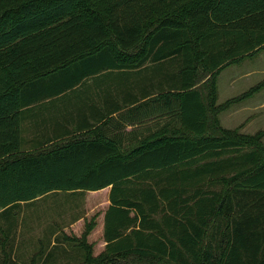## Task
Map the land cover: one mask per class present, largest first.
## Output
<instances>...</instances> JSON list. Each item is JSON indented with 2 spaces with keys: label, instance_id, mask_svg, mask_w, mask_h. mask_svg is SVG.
I'll return each mask as SVG.
<instances>
[{
  "label": "trees",
  "instance_id": "trees-1",
  "mask_svg": "<svg viewBox=\"0 0 264 264\" xmlns=\"http://www.w3.org/2000/svg\"><path fill=\"white\" fill-rule=\"evenodd\" d=\"M261 48L264 0H0L1 216L51 192L109 187L103 250L88 238L96 212L61 231L82 264H264V130L218 120L264 78L219 104L215 87L222 67ZM148 64L159 88L143 103L173 124L123 144L96 126L107 115L89 123L75 109L77 130L19 149L23 107L90 77L121 88ZM7 245L0 237V264H15Z\"/></svg>",
  "mask_w": 264,
  "mask_h": 264
},
{
  "label": "crops",
  "instance_id": "crops-1",
  "mask_svg": "<svg viewBox=\"0 0 264 264\" xmlns=\"http://www.w3.org/2000/svg\"><path fill=\"white\" fill-rule=\"evenodd\" d=\"M247 57L251 59L257 58L255 59L256 61L261 60L258 66L252 67L247 72L264 74V48L257 50ZM174 71L175 69L171 70L172 73ZM124 74L126 81L121 88L106 81L98 84L94 78L90 77L86 85L72 87L57 95L46 97L39 102L23 107L20 115L21 132L19 134V149L28 151L39 148L44 141L49 139L59 140L65 138L67 135H63L62 137L59 136L65 133V129L71 132L77 130V126L81 121L77 122L72 116L70 118V114L67 113L72 112L75 114V109H82L83 111L80 114L83 116H81V118L84 119L86 116L87 119L84 120H88L89 123L95 121L92 116L93 113L98 116L107 115L102 121H97L96 126H102V129L105 130L106 135L110 138H115L114 135L120 134L121 136L117 135V139L123 144L137 142L145 135L155 131L164 123L173 124L174 120L170 122V113L168 109H162L158 102L152 100L148 101L146 104L143 103L147 101L148 98L150 99L156 95L157 88H159L157 81L159 73L150 69L129 70ZM143 93L148 95L142 97ZM252 94L254 95V99L246 100V103L243 102V100L241 101V99H239V101L236 100L232 103V108L228 107L218 113V120L222 127L238 129L239 132L245 134H253L259 130H264V86L249 95ZM115 102L121 104L123 107L118 111L110 112V107L111 105H115ZM232 117H239V119L229 124L223 123L224 121L228 122ZM107 118H109L110 121L102 124L101 122ZM54 135L59 137L53 139L55 138ZM262 140L264 141V134ZM108 192L109 187L96 192L102 194L95 199H90L88 202L86 201V212L80 214L78 218L71 223L73 226L85 216L88 217L95 212L97 213L96 227L88 236L89 240L94 242V248L97 252L103 250L105 246V241L103 239V220L104 212L109 205ZM37 199L28 202H20V206L13 208L6 216H1L0 214V227L7 226L10 222L13 224L12 232L8 234V232L2 233L0 231V237L9 240L8 245L11 248L10 258L17 264L26 263V249L31 246V242L34 240L35 236V240L39 242L38 249L42 250V252L45 251L41 260H46L47 262L48 258H51L49 260L51 264H60L59 259H62L63 253L66 251V245L61 240V242H54L53 239L57 233L52 234V237H50L49 232L45 231L42 236L38 233L33 236L30 234L33 233V231L28 229V232L20 236L21 231L25 228V224L22 225L21 213L19 210L28 207V218L26 222L29 223L28 221H31L30 216L32 215L29 209L31 203L37 201ZM6 217L8 219H6ZM34 220L41 223L42 218L35 215L33 221ZM75 232L79 233V230H75ZM44 236L51 240L52 250L48 248L45 250L42 249L41 241ZM19 239L23 240L19 241ZM71 246L73 249H79L75 244ZM15 255L21 256L22 258L18 259L17 262ZM1 256L2 253L0 252V258ZM32 261L33 257H31L28 262L32 264Z\"/></svg>",
  "mask_w": 264,
  "mask_h": 264
},
{
  "label": "rangeland",
  "instance_id": "rangeland-1",
  "mask_svg": "<svg viewBox=\"0 0 264 264\" xmlns=\"http://www.w3.org/2000/svg\"><path fill=\"white\" fill-rule=\"evenodd\" d=\"M255 59L257 58L251 59L245 56L241 59L226 64L219 70L215 78L216 104L223 103L225 100L231 97H235L236 95L238 96L242 94L264 78V74L262 73L247 72L252 67L258 66L260 64L261 60L256 61ZM148 65L149 66H146L141 70H149L147 68H151V64ZM170 67L173 66L171 65ZM253 96L254 95L252 94L246 98L243 97V99L241 98V101L243 100V102L246 103V100L254 99ZM228 107L232 108V103L226 108ZM237 119H239V117H232L228 122L224 121L223 123L229 124L231 122H236ZM99 195V193L89 191H56L42 196L41 198L37 199V201H33L31 203L29 211L32 215L30 216L31 221H28L29 223L26 222L28 218V207L23 208L24 211L23 209L19 210L21 213L20 216L22 225L25 224V228H23V230L21 231L20 236H23L25 232H28V229L33 231V233H30L33 236H35L36 233L42 236L45 231L49 232L50 237H52V234L57 233L55 234V238L53 239L54 242L62 241L66 245V251L63 253L62 259H59V263L82 264L83 250L81 248H79L78 250L75 248L73 249V247L71 246L73 243L63 240L61 231L63 229L67 230L71 223L74 222L80 214L86 212V201L88 202L90 199H95ZM35 215L40 216L42 218L41 223L37 222L36 220L33 221ZM35 237L33 241L37 244H35L33 241L31 242V246L26 249L28 255L25 254V259H27V261L26 263L22 264H31L28 262L31 257H33L34 264H51L49 261L51 258H48L47 262L46 260H44L45 262L41 260L43 258V255L45 254V251L42 252V250L38 249L39 242L35 240ZM20 240L23 239H19V241ZM41 247L44 250L46 248L52 250L51 240L44 236L41 241ZM39 250L41 251L40 253H38ZM15 257L17 258V262L18 259L22 258L18 255H15Z\"/></svg>",
  "mask_w": 264,
  "mask_h": 264
}]
</instances>
